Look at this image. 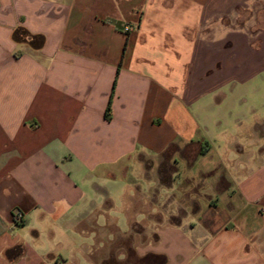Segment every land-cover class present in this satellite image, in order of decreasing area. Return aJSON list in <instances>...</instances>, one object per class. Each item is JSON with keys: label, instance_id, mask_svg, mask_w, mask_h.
<instances>
[{"label": "crops", "instance_id": "1", "mask_svg": "<svg viewBox=\"0 0 264 264\" xmlns=\"http://www.w3.org/2000/svg\"><path fill=\"white\" fill-rule=\"evenodd\" d=\"M262 76L264 0H0V264H264Z\"/></svg>", "mask_w": 264, "mask_h": 264}, {"label": "rangeland", "instance_id": "2", "mask_svg": "<svg viewBox=\"0 0 264 264\" xmlns=\"http://www.w3.org/2000/svg\"><path fill=\"white\" fill-rule=\"evenodd\" d=\"M251 85L250 87H259V88H264V77H260V78H256L254 80H252L251 82H249ZM252 101L248 98L247 102L249 104V102ZM256 102V101H255ZM260 104L259 107L262 108V111L264 112V105L261 104L262 102H264V98L262 101V98L260 100H258L256 103ZM264 145V143H263ZM263 155V154H261ZM208 158V159H207ZM152 162H156V159L151 157L150 159ZM248 162V167L249 166H255L258 164L260 158H247L246 159ZM165 161L169 162V159L165 158L163 162H161L160 165V170L161 172L165 173L162 175L164 177H167L169 174V170L170 167H167L164 163ZM213 162V158L210 157H204V158H199L197 159L193 164H185L184 162H182L181 159H179V164L177 165V175L176 179L173 183V187L171 189H168V191L164 194V192L159 191L158 189H156L157 187H153L151 188V190L149 189H145L144 190V185L146 186V184H144L146 178H144L143 176L141 177V175H139L137 172L135 173H123L121 175H119V179L121 180V182H119L117 184L119 190L122 192L125 182H128V184H130L131 182H134V179L136 181V183H138V185H135L136 188H141L140 191L141 193H144L145 196L144 198L141 199V201H145V206H142L146 212L149 211H154L156 213L160 212L161 213V217H164L166 215H168V218H171V216L169 215L171 212H175L177 214H179L180 212V203L181 202H187L189 201L192 197L194 196L195 199L197 200H202L204 199L206 196L205 194L208 193L207 190V175L200 173L199 171H201V169L203 170L205 167L211 166ZM194 171V178H195V188L196 193H194V195H191L192 192L190 188L187 189V185L183 186L182 189L179 188L175 183H180L183 182L184 179L186 177H188V174ZM168 174V175H167ZM147 177H154V174H149L147 175ZM169 177V176H168ZM148 180V179H147ZM183 184V183H182ZM182 186V185H181ZM134 188V189H136ZM127 191L131 194H133L134 190L132 188V186H128ZM131 198L135 199V196H131ZM115 201H119V203L121 201H124V198L122 197V195H118L117 196V200L115 198ZM150 201L151 202V207L148 206L147 202ZM158 224V223H157ZM156 224V225H157ZM117 225L119 226V228L121 230H124L126 228V225L124 222L122 221H118ZM156 225H154V228L156 227Z\"/></svg>", "mask_w": 264, "mask_h": 264}, {"label": "built area", "instance_id": "3", "mask_svg": "<svg viewBox=\"0 0 264 264\" xmlns=\"http://www.w3.org/2000/svg\"><path fill=\"white\" fill-rule=\"evenodd\" d=\"M124 28H125V30H128L130 27H129V26H125ZM17 217H18V218L21 217V213H18V214H17Z\"/></svg>", "mask_w": 264, "mask_h": 264}, {"label": "trees", "instance_id": "4", "mask_svg": "<svg viewBox=\"0 0 264 264\" xmlns=\"http://www.w3.org/2000/svg\"><path fill=\"white\" fill-rule=\"evenodd\" d=\"M16 34H17V31H16Z\"/></svg>", "mask_w": 264, "mask_h": 264}]
</instances>
